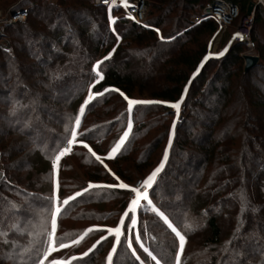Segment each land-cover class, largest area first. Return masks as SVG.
<instances>
[{
  "label": "trees",
  "instance_id": "1",
  "mask_svg": "<svg viewBox=\"0 0 264 264\" xmlns=\"http://www.w3.org/2000/svg\"><path fill=\"white\" fill-rule=\"evenodd\" d=\"M200 1L147 0L151 19L137 24L125 16L116 17L112 24L109 17L122 12L116 8L109 12L108 7L95 6L93 0H0V10L6 11L11 7L8 15L25 11L27 16L24 22L0 27V37L7 38L10 43L8 49L0 47V264H36L42 258L46 234L41 232L36 236L29 233H35L33 225L48 207L49 197L53 195V178L58 181L61 200L82 191L89 182L111 184L122 181L129 184L122 171L113 165L122 158L131 161L135 147H130L136 140L146 139L156 128L155 120L144 121L141 115L149 109H159L169 118L164 133L165 143L171 139L168 159L151 190L155 191L166 183L173 191L172 197H178L180 193L185 197L191 186L189 195L193 198L190 205L180 203L185 215L183 223L168 207L161 209L186 237L181 264H264V90L259 85L264 83V75L261 83L254 87L252 71L241 73L238 44L221 58L207 57L208 40L216 32V25L210 20L199 23L184 21ZM224 1L238 6L241 14L246 13L252 2ZM256 11L255 24H258L264 16V9ZM88 19L93 23L87 22ZM96 19L100 20L99 25ZM95 23L96 28L91 26ZM124 28L130 32L128 37ZM9 30L11 34H8ZM205 36L209 37L200 49H189L190 44ZM127 38L134 41L135 47L125 45L123 48ZM174 43L178 49L165 58L166 47ZM99 49L103 51L102 56L94 58L92 53ZM109 53L112 54L110 59L100 66L103 79L93 84L97 79L92 71L93 65ZM138 54H141L140 65L136 66L129 59ZM260 56L264 58L263 50ZM122 58L126 59L122 61ZM152 58L162 60V82L148 92V99L143 100L167 103L136 105L129 115L126 100L120 92L130 99H134L136 88L142 93L141 86L136 84L139 77H135L133 71L141 70L143 64ZM37 66L43 68L36 70ZM82 66L87 70L83 95H77L79 102L64 137H70L75 118L79 116L78 139L85 140L103 158V164H107L111 172L85 151L88 157L82 163L83 175L71 187L73 191L64 194L63 174L67 161L74 156L75 148L80 147L75 143L72 154L61 157L55 173L50 166L49 192L42 194L35 186V179L26 180L34 172L33 165L28 162L35 158L34 165L40 167V159L46 162L53 160L58 149L62 148L61 144L55 149V144L62 141L53 135V131L48 132L44 124L51 126L47 117L59 115L64 118L62 109L57 107L59 96L53 93L75 79ZM208 73L212 75L206 78ZM104 89L109 91L84 105L90 91ZM87 90L88 96L85 94ZM175 102H180L184 110L179 115L181 121H175L173 129L177 109L170 105ZM99 103L108 105L105 113H113V118H109L112 122H106L99 128L110 130L116 124L122 126L108 145H103L105 140L87 138L82 131L89 125L85 122L86 117ZM81 106H85L83 114L79 111ZM129 119L133 127L126 144L113 159H108L107 153L127 130ZM109 132L105 135L108 136ZM161 157L162 154L142 178L157 166ZM135 167L133 169L137 171ZM21 173L25 175L24 183L17 181ZM125 193L127 191L123 189H91L70 201L58 218L56 231L57 240L70 246L52 256H80L91 248L87 257L73 261V264H108L114 236L103 229L120 224L128 202L123 201L116 209L112 208L114 201ZM13 204L17 207L13 208ZM106 206L112 210L102 208ZM149 214L156 223L148 220L142 223L139 215L136 232L133 233L143 240L144 229L147 232L151 225L157 227L158 224L172 243L168 257L165 258L151 243V247L147 244L146 247L161 260V264H174V233L160 217L152 211ZM29 222L31 225L23 232L11 227L18 224L20 229H24ZM128 222L125 218L126 226ZM89 228L93 230L87 232ZM125 230L122 227L121 243L113 254L112 264H139L129 251L121 252ZM198 232L203 234L195 240ZM102 235L107 238L96 244ZM81 236L84 238L79 244H71ZM94 244L95 248L92 247ZM135 245L142 254L139 245Z\"/></svg>",
  "mask_w": 264,
  "mask_h": 264
},
{
  "label": "rangeland",
  "instance_id": "2",
  "mask_svg": "<svg viewBox=\"0 0 264 264\" xmlns=\"http://www.w3.org/2000/svg\"><path fill=\"white\" fill-rule=\"evenodd\" d=\"M34 1H37V0H34ZM146 1L147 0H144V4L146 7L145 19L148 20V19H151V16H149V14H148L150 9H149ZM207 3L208 2L206 0H202L194 8H192L191 11L188 12L186 18L184 19L185 23H193L196 20V18L201 17L204 13V9H205ZM10 8L11 7L6 9V11L0 10V27L1 26L3 27L6 25V20L10 16V15H8V11ZM250 15L251 16H248V15H246V13L241 14L239 11V14L236 17V19H234L228 26H226L221 31L216 30L214 35L211 38H209V40H208L207 57L208 58H221L228 52V50L231 47H234V45H237L236 43H232L230 41V36L233 32H235L237 30V28L239 26H241L242 24L245 25L244 24L245 20L248 19L249 17H251L250 36H251L253 43L255 44L256 49H254L251 52H248L246 50L244 44H241V45L238 44V46H236V48H238L239 57L241 58V62L238 64V67L240 68V71L242 74H244V68H245V63H244V56L245 55H253L254 57H257L259 59V64L256 67H254L252 70H250V71H252L251 72V77L253 79L252 84L255 87V85L259 84L260 80L262 79V75H264V58H262L260 56L261 50L264 51V16H263L260 23L255 24L257 11L251 12ZM112 17L116 18V17H124V16H123V13H121V14L117 13L116 15H113ZM26 18H27V16H26ZM26 18H25V20H26ZM101 18H102V15H101ZM24 21H20V22H24ZM89 21H91V23H93L92 19L87 20V22H89ZM20 22L18 21L15 23H20ZM109 22H110V20H109ZM96 23L99 25L101 22H100V20L98 21L96 19ZM96 23L91 24V26L94 25L93 27L96 28ZM123 31L127 32L126 33L127 37H128V35H130L128 28H124ZM171 32H173V30ZM11 33H12V31L9 30L8 34H11ZM208 37L209 36H205V37L199 39L198 42H196V43L193 42V44H190L189 49H192V48L193 49H200L201 46L205 44ZM105 40H107V39L105 38ZM183 40H184V38H182L181 41H183ZM123 45H124L123 48H125V45H130V46L132 45L131 47H135L134 41L130 40V38L125 39ZM186 45H188V44H186ZM0 47L3 49H8L10 47V43H9L7 38H1L0 37ZM177 49H178V46L176 45V43L166 47L167 52H165V58L168 55L174 53ZM221 52L223 53V55H218ZM102 53H103V51H100V49H99L98 52L92 53V54H93L94 58H98V57L102 56L101 55ZM139 55L141 56V54L131 56V58L129 60H131L132 64H135L136 66L140 65L139 60L141 57ZM125 59L126 58H122L121 60L124 61ZM121 60H119V61H121ZM149 60H150V58H149ZM138 61H139V63H138ZM147 62H148L147 64L146 63L143 64L141 70L135 69L133 71L134 76L139 77L138 78L139 80H138V82H136V84H139L142 88L141 94L139 92V89H137V88H136V91L133 93V97L136 100L148 99L149 98L148 92L155 89L156 86L160 85V83L162 82L163 76L160 73L161 72L160 68H162L161 66L163 64L162 60H155L152 58L150 62L149 61H147ZM79 63H80V61H79ZM121 63L122 62H120V64ZM83 66L80 69L79 74H78V76H76L75 79H73L69 83L65 84L64 86H62V88H59L58 89L59 91H57V93H53V95L56 96V94H57L59 96V98H58L59 101H58L57 107H59V109H62V115L64 116V118L62 116H59V115L47 117L46 120L50 121L51 126L48 127L46 124H44L45 129H47L48 132L53 131V135L58 137V139L62 141L61 143L58 142L55 144V149L58 146L60 147L61 144H62V147L65 146L66 142H64V141L69 138L68 137L66 139V137H64V136L68 130L67 127H69V124L72 121V118L74 116L77 104L79 102V99H76L77 95L81 94V97H82V95H83L82 92L84 90L83 82H84L85 76L87 74V70H85L83 68ZM41 68H43V66H37L35 69L40 70ZM132 70L133 69H131V71ZM210 73L207 74L206 78L209 75L210 76L212 75ZM259 85H260V89L264 90V83L259 84ZM85 94H86V96H88L89 90H87ZM81 97H79V98H81ZM126 105H127V101H126ZM107 106L108 105H106V104L104 105L102 103H99V105H96L91 110L92 112L86 117L85 122H87V124H89V125L87 127L85 126L84 130H82V131H85V136L87 138H91L92 140H94V138L99 139L98 141L105 140L106 143H104L103 145H108V143L110 144V142H112V138L115 136L116 133H118V131L122 127L121 124L120 125L116 124L113 127H111L112 129H110V130H105L103 128H99L101 125H104L106 122H108V123L112 122L111 119L113 118V113L112 112L105 113ZM127 109H128V107H127ZM161 112L162 111L159 109H157V110L156 109H149V110H145L143 112V114H141L144 121H148V122L152 121L153 122L155 120L157 122L156 128L150 132L149 136H147L146 139L136 140L134 143V146L130 147V149H133V147H135V150L133 151V155H134L133 159L129 158V159H131V161L130 160L126 161V160H124V158H122V159H119L117 164L113 165L115 168H118L120 171H122V174L129 180L128 182H129V185H131V186H135L138 181H142L143 179H145L156 167H158L161 163L164 164V162H165L163 158H164L165 151L166 150L168 151L169 142H167V144L165 143L164 133H166L169 118L167 116L163 115ZM184 113H185V111H184ZM179 115H180L179 111H176V117H174L173 125H175V121L177 122L176 119H180ZM109 118H111V119H109ZM92 125H94V127H89ZM257 125H259V123ZM73 128H76V125ZM107 132H109L108 136L105 135ZM137 147H138V149L136 150ZM73 149L74 148L72 146V151L70 153L65 154L64 157L71 155L73 152ZM58 151H59V149H58ZM58 151H57V154H58ZM85 151H87V149L83 148L80 145L79 148H75L74 156L71 157L67 161V164L65 167V172L63 174L65 186H63L62 190H63L64 194H67V193L73 191V189L71 187L73 186V184H76L77 180H80L82 175H83L82 169L84 167L83 166L84 164H82V163H84L85 162L84 160L88 157L86 155ZM161 154H162V157H161L160 162L157 164V166L154 167L152 169V171H150V173L145 178H142L155 165V163L157 162V160L159 159ZM35 155H37V154L35 153ZM125 159H128V158L125 157ZM34 160H35V158L33 160L30 159L28 162V163L33 165L32 168H33L34 172L33 173L31 172L30 175L27 176L26 180L28 181L29 178L30 179L33 178V180L35 179L34 183H35V186L39 188L38 190H40L42 194H48L49 185H50L49 168L52 165V160L49 159V161L47 160L48 162H46V161H43L42 159H40V161L42 163L41 166L39 165L40 167H37L36 165H34ZM102 165L104 166V164H102ZM135 165L137 166V169H138L137 171L133 169V168L136 169ZM15 172H17V171H15ZM22 174H24V173H21L20 175H18L17 181L24 183L26 181L25 175H22ZM157 179H158V176H157ZM157 179H156L155 183H157ZM54 181H57L56 178H53L51 181L52 193H53ZM155 183L153 184V187L155 186ZM193 184L194 183L192 182L191 185H193ZM190 189H191V186H189V190ZM189 190L185 192V194H184V195H186L185 197H182L180 190L176 191L177 193H180V194H178L179 196L181 195L180 197L179 196L178 197H176V196L172 197L171 195H172L173 191L165 183V184H162L159 189H157L155 191L150 189L149 192L151 193L150 196H151L156 207L160 208V210L168 207L174 213V214L173 213L172 214L175 215L177 220H179L181 223H183L185 215L183 214L184 211L181 208L180 203L182 205H186V206L190 205V202H191L193 196L189 195ZM125 191H127V194L125 193V194L121 195V197L117 198L115 201L113 200L115 203V206L112 208L113 210L116 209L117 207H119L120 203H122L123 201L129 202V200L131 198V193L128 190H125ZM127 205H128V203H127ZM95 208H99V206L95 207ZM102 208L105 209L106 211L112 210V209H109V206L102 207ZM151 211H152L151 208H149L147 205H144L133 215L135 216L137 222H138L139 215H140V219L142 220V223L145 222V220H148L147 222L152 221L153 223H156L155 218L151 214H149V213H151ZM35 217H36V215H35ZM182 217H183V219H182ZM39 221H40V219L38 221H36V224L33 225V227H34L33 230L35 233H41V230L38 227ZM137 222H136V225H137ZM136 225H135V227H133L131 221L128 222L127 228H126L125 233H124V241H123V247L121 249V252L122 251H129L131 253V251L127 247L125 237L130 238L133 241H135L136 236L134 235L133 232H136ZM146 230H147V232H145V229H144V236H142L143 240H140V243L134 242L133 247L137 249V254L141 256V260L137 261V262H139V264H155V261H153L151 259V257L148 256V254L146 252H144L143 248L140 247V244H143L144 248H147V249H148V247H146V246L147 245L150 246V243L154 247L157 246V249L161 252V254L163 253L165 258H167L168 257L167 253L172 248V243H171V240L168 238L169 236L161 230V228L159 227L158 224H157V227L151 225V227L146 229ZM131 232L133 233V236H132ZM202 234L203 233L198 232L195 235V240H197V239L199 240V238L202 236ZM36 236H38V235H36ZM113 241H114V238H113ZM135 244H138L139 248L142 249V254L138 251V248L136 247ZM145 255H147L148 257H145ZM5 257H6V255H5ZM100 258H102V257H98V259H100Z\"/></svg>",
  "mask_w": 264,
  "mask_h": 264
},
{
  "label": "snow or ice",
  "instance_id": "3",
  "mask_svg": "<svg viewBox=\"0 0 264 264\" xmlns=\"http://www.w3.org/2000/svg\"><path fill=\"white\" fill-rule=\"evenodd\" d=\"M108 0H105V3H107ZM120 2L127 8L131 5H129V0H120ZM113 4H116V0H112ZM109 12H111V8H109ZM130 19H135V17H131L129 15ZM114 17L110 16L109 20L110 23H115ZM147 27V25H145ZM113 31L115 29L113 28ZM157 31H159L157 29ZM239 35V34H237ZM119 34H117V40H119ZM163 39V37H162ZM111 53H109L108 56H105L103 60L96 61L93 65L92 71L95 73V77L97 78L95 81H93V84L98 82L99 80L103 79V72L101 69V65L105 60L110 59ZM218 55H223V53H219ZM92 85H90L91 89ZM112 91H120L119 89H111ZM109 91V89H104V91H98V92H91L89 97L84 101V105H88L92 100H94L96 97L103 96L105 92ZM120 95L124 97V99L127 101V107H128V113L131 115L133 111V107L136 105H148L153 103H167L164 101H152V100H136V99H130L126 95H124L123 92H120ZM172 108L179 110L180 108V102L171 103L170 105ZM13 112L16 110L15 106H13ZM80 113L83 114L85 111V106H81ZM81 123L80 117L77 116L75 118V125L76 128H73L70 130V137L66 140V146H63L59 151L58 154L54 155V159L52 160V170L55 173L57 170L58 162L60 161L61 157H63L65 154L70 153L72 151V146L75 143H79L83 148L87 149L89 153L95 159L103 164V158L98 155L93 149L89 146L85 140L78 139V131L77 128L79 127ZM133 122L131 119L128 120L127 123V130L123 132V134L119 137L117 142L114 144V146L111 148V150L107 153L108 159H113L115 155L121 151L122 147L126 144L129 135L132 131ZM174 129V125H173ZM168 147H171V139L169 140ZM164 161L168 159V151L166 150L164 153ZM104 167L111 172V169L108 168L107 164H104ZM164 164L161 163L158 167H156L145 179H143L139 186H131L124 182L119 183H111V184H100V183H93L89 182L87 187H84L82 191L76 192L73 196H69L63 200L60 199L58 195V181H54L53 184V195L49 197V204L45 212L41 213L40 221L38 227L40 228L41 232L45 233L47 236V240L45 241L46 247L43 250L42 258L38 259L36 264H45L47 261V264H73V261L82 260L84 257H87L89 255V252L92 251V249H88V251L83 252L80 256H71L69 258H57L52 256L53 253L58 252L60 249H65L70 246L69 243H65L62 240L58 241L56 238V231L58 227V218L61 216L62 211L65 206L69 205V202L72 200H75L77 197L82 196L84 193H88L91 189H124L128 190L131 193V198L128 202V205L123 213V217L121 218L120 224L115 227H108L103 229L107 234L114 236V243L112 245L111 251L107 257L108 264H112L113 260V254L117 250V246L121 243L120 237L123 235L122 233V227L126 229L125 225V218L127 220L131 221L133 227L136 225V218L133 215L136 213L142 206L147 205L149 208H151L152 212L155 213L158 217H160L163 222L167 225V227L171 230L172 233H174V236L176 238L175 244V253H174V264H181V254L183 252L186 237L184 234H182L181 230L170 220L168 215L164 211H161L160 208L156 207L151 196L149 190L153 188V184L155 183L158 174L163 169ZM113 176H115V173H112ZM117 181L120 180L118 176L115 177ZM13 208L17 207L15 204L12 205ZM47 213V214H45ZM50 222V227H49ZM31 225V222H29V225H26L24 229H20L18 224H13L11 227L17 228L18 231H26L28 226ZM93 229L89 228L87 229V232H91ZM85 233V235L87 234ZM30 235H39L40 233H29ZM2 235V233H0ZM84 237L81 236L78 239L72 240L71 244L76 245L81 242V240ZM107 237L102 235L99 240L96 241V244H99L102 240L106 239ZM127 247L131 251V255L135 258L136 261L141 260V256L137 254V249L133 247V243H140L141 237L140 235H137L135 237V241H133L130 238L125 237ZM96 244H94L92 247L95 248ZM140 247L143 248L144 252H146L153 261H155V264H161V260L157 258L156 255H153L147 248H144L143 244H140ZM52 256L51 259L49 257Z\"/></svg>",
  "mask_w": 264,
  "mask_h": 264
},
{
  "label": "built area",
  "instance_id": "4",
  "mask_svg": "<svg viewBox=\"0 0 264 264\" xmlns=\"http://www.w3.org/2000/svg\"><path fill=\"white\" fill-rule=\"evenodd\" d=\"M96 6H103L108 8H116L122 11L123 16L129 18L135 17V19H130L137 24H142L145 20L146 16V7L144 4V0H129V7H125L120 0H116V4L112 3V0H108L105 3V0H93ZM251 4L253 5L252 12L257 9H264V0H252ZM239 14V8L236 5L229 4L224 0H212V2H208L204 9V13L201 17L196 18L194 23H199L203 20L212 21L216 27L217 31L223 30L226 26H228ZM251 16V15H249ZM248 17V16H247ZM26 18V12L20 11L14 14H11L7 20L6 24H11L15 22L24 21ZM245 25H241L237 28L235 32H233L230 36V41L236 44H244L245 48L248 52H251L255 49V44L253 43L250 36V26H251V17L245 20ZM239 34V35H237ZM247 56V55H245ZM253 56V55H250ZM184 110L183 107H180L179 113ZM181 119H177V122H180ZM66 146V144H65ZM141 181H138L135 186H139Z\"/></svg>",
  "mask_w": 264,
  "mask_h": 264
},
{
  "label": "water",
  "instance_id": "5",
  "mask_svg": "<svg viewBox=\"0 0 264 264\" xmlns=\"http://www.w3.org/2000/svg\"><path fill=\"white\" fill-rule=\"evenodd\" d=\"M253 9V5L250 4L249 7L247 8L246 15H250ZM244 63H245V68H244V73L247 74L250 70H252L254 67H256L259 64V59L254 56H244Z\"/></svg>",
  "mask_w": 264,
  "mask_h": 264
}]
</instances>
